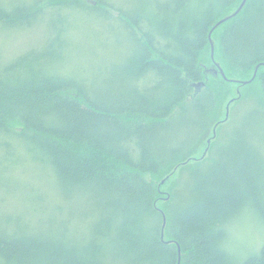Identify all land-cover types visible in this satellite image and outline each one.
<instances>
[{"label": "trees", "instance_id": "1", "mask_svg": "<svg viewBox=\"0 0 264 264\" xmlns=\"http://www.w3.org/2000/svg\"><path fill=\"white\" fill-rule=\"evenodd\" d=\"M241 1L0 0V36L42 29L0 49V186L45 201L0 213V264H237L248 226L239 264H264V0L212 30ZM254 81L221 119L215 84L237 103Z\"/></svg>", "mask_w": 264, "mask_h": 264}, {"label": "rangeland", "instance_id": "2", "mask_svg": "<svg viewBox=\"0 0 264 264\" xmlns=\"http://www.w3.org/2000/svg\"><path fill=\"white\" fill-rule=\"evenodd\" d=\"M122 3L125 6H128V1L129 0H121ZM75 15V14H74ZM74 19H76V24H85V21L87 23L86 26V30H89L88 37L90 36L92 41L95 40V36L92 32V30L95 28L96 24L93 20L89 19V18H83L80 17L79 15H75L73 17ZM83 18V19H82ZM98 24L100 25V22L97 21ZM101 26V25H100ZM1 31V30H0ZM42 32V29L38 28V29H34L33 32H29L27 34L23 33H18V35H13L14 37H12L11 39L9 38H3V36H0V49H5L7 51V53H13L14 51H19L21 47L25 46L26 43H31L33 45L36 44V41L39 40L40 38V34ZM11 33V31H10ZM82 41L84 43V46L86 48L87 46V42L85 40V38L82 37ZM92 41L90 40V42L92 43ZM92 49V44H90L89 49H86L87 51H90ZM96 53H97V59L99 61H97V66H102L105 64V61H103L104 59H107L106 56L101 55V52H99L96 49ZM80 62L83 66H86L89 69V65L88 63L85 61V55L81 56L80 58ZM94 72L98 73L99 71H95ZM215 91H216V95L218 93L217 96V100H219V105L217 106L216 112L219 109V112L221 113L220 118L222 119L224 117V115L226 116V108L228 106V112H230L231 115V111L233 112L232 114V118H237L239 115L242 114V112L245 110V108L248 106V103L251 105V102H248L249 100H259V90L257 89V83L254 81L249 88L246 87L243 90V94H242V99L237 102V103H233V102H227L228 97L231 94H227L224 93L220 90L219 88V84L216 83L215 84ZM263 97V95H262ZM229 109H231L229 111ZM233 125H231V123L226 126L222 131V139H226V137L228 136L229 132L231 131ZM263 143H264V133H263V137H261ZM19 175V174H17ZM16 173L13 174V178L9 181L11 182L10 185H3L0 186V213H2L3 211H8L11 208V203L15 202L17 204H19L20 206H23V199L25 200L24 203L26 205V212L29 215H32L33 211H35L36 209H39L40 207H42V205L45 204V201H29L28 199L24 198L26 192L25 191H18L17 188H15V185H12L17 177ZM148 178H150V176H147ZM21 180H28L33 182L34 184H37L38 182H40V179L38 177L33 176L30 172L26 175L21 176ZM44 208V207H43ZM43 208H41L40 210H42ZM63 221L64 219L62 217L57 219V222L59 221ZM251 230V226H248L247 230L244 228H240L237 229L233 232H231L232 235V239H233V243H234V250H238V255H234V260L237 264L241 263L244 259V254L246 252H253L256 248L255 246V238H256V233ZM257 232V231H256ZM264 238H262V240L260 242H263ZM244 252V253H243Z\"/></svg>", "mask_w": 264, "mask_h": 264}, {"label": "water", "instance_id": "3", "mask_svg": "<svg viewBox=\"0 0 264 264\" xmlns=\"http://www.w3.org/2000/svg\"><path fill=\"white\" fill-rule=\"evenodd\" d=\"M245 2H246V0H242L241 3H240V5L238 6V8H237L232 14H230V15H228V16H225L224 18L220 19V20L214 25V27L212 28V30H213L214 28H216V27H217L220 23H222L224 20H226L228 17H230V16L236 14V13H237V12L243 7V5L245 4ZM212 30H210V32H209V39H210V47H211V58H212V60H213L214 44H213V42L211 41V33H212ZM215 72H216V73L219 72L224 78H226V76H225V74H224L222 68H221L219 65H217V69H216ZM255 74H256V70L254 71V73H253V75H252V77H251L250 79H248V80H244V81H242V82L239 81V82H240V83H247V82H250L251 80L254 79ZM226 109H227V110H226V116H225V118L228 117V106H227ZM164 224H165V218H164V220H163V225H164Z\"/></svg>", "mask_w": 264, "mask_h": 264}]
</instances>
